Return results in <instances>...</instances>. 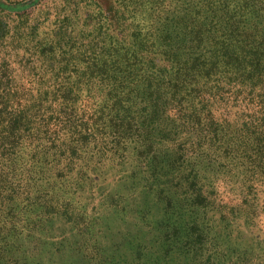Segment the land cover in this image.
Wrapping results in <instances>:
<instances>
[{"label":"trees","instance_id":"1","mask_svg":"<svg viewBox=\"0 0 264 264\" xmlns=\"http://www.w3.org/2000/svg\"><path fill=\"white\" fill-rule=\"evenodd\" d=\"M45 1L0 0V259L264 264V0Z\"/></svg>","mask_w":264,"mask_h":264},{"label":"rangeland","instance_id":"2","mask_svg":"<svg viewBox=\"0 0 264 264\" xmlns=\"http://www.w3.org/2000/svg\"><path fill=\"white\" fill-rule=\"evenodd\" d=\"M27 1V0H22ZM81 1L83 4L88 3L90 0H46L44 5L40 9L28 10L30 12V23L27 26L32 29L35 28L37 24L42 23V31L39 37L43 35L49 36L54 28V21L61 19L63 17L70 18V23L72 27L67 31L71 32L73 36L78 39L81 35H85L93 30V22L86 19V14H90V10L84 9L83 11L76 12L73 3H78ZM102 2L106 0H101ZM2 18L10 22L12 25L17 23V20L8 19L6 15H2ZM108 33L119 41V30H115L110 27ZM155 208H160L159 204L154 205ZM28 232L26 230L20 231L15 243V248L17 251L14 256L7 258L5 260L0 259V264H85L79 255L67 256L59 255L53 252L50 248L52 244V239L50 236H41L36 241H28ZM119 237L115 238L113 241L103 240L101 244V249L107 259H110L115 264H119L122 261L121 254L119 253ZM41 260V261H40ZM130 261V257H128ZM97 264V261H92V264ZM127 263V262H126ZM125 263V264H126Z\"/></svg>","mask_w":264,"mask_h":264}]
</instances>
